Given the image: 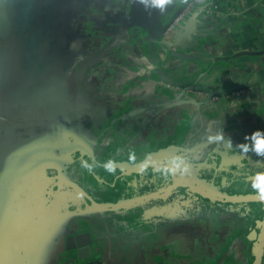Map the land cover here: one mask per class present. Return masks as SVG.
<instances>
[{
    "label": "crops",
    "instance_id": "1",
    "mask_svg": "<svg viewBox=\"0 0 264 264\" xmlns=\"http://www.w3.org/2000/svg\"><path fill=\"white\" fill-rule=\"evenodd\" d=\"M129 13L0 0V264H251L264 0H211L154 63Z\"/></svg>",
    "mask_w": 264,
    "mask_h": 264
},
{
    "label": "water",
    "instance_id": "2",
    "mask_svg": "<svg viewBox=\"0 0 264 264\" xmlns=\"http://www.w3.org/2000/svg\"><path fill=\"white\" fill-rule=\"evenodd\" d=\"M177 0H130L129 22L138 31L136 34H144L146 43L151 49L152 55L158 60V47L165 45L168 49H172L170 43L164 39V33L168 26L173 22L175 17L181 12L183 5L176 8ZM175 11V14L168 18ZM174 44V41H172ZM186 58L201 59L205 58L197 55H183ZM218 92H210L209 97L216 95ZM202 189L210 197L226 198V200L234 201L232 197L219 195L209 189L202 183H192ZM261 202V219L258 223L257 238L251 251V264H264V196H257ZM88 241L78 250L81 258L91 255L90 241L91 236L88 232L84 233Z\"/></svg>",
    "mask_w": 264,
    "mask_h": 264
},
{
    "label": "built area",
    "instance_id": "3",
    "mask_svg": "<svg viewBox=\"0 0 264 264\" xmlns=\"http://www.w3.org/2000/svg\"><path fill=\"white\" fill-rule=\"evenodd\" d=\"M210 5H211V0H186L185 1L181 12L178 13V15L175 17L173 22L168 26V28L166 29L164 33V39L170 43L171 47H174V44L172 41H173L174 34L176 30L178 29V27L182 25L183 23L197 17L204 10L206 11V9H208ZM180 88L181 87H178L176 90H179L178 92H180L183 95L185 93H190V92L192 93L201 92L199 94H202V95L206 94L205 92L201 90L193 91V90H186L183 87L181 89ZM216 97L218 98V96ZM87 264H95V263H87Z\"/></svg>",
    "mask_w": 264,
    "mask_h": 264
},
{
    "label": "trees",
    "instance_id": "4",
    "mask_svg": "<svg viewBox=\"0 0 264 264\" xmlns=\"http://www.w3.org/2000/svg\"><path fill=\"white\" fill-rule=\"evenodd\" d=\"M156 60H155V57L153 56L152 62L154 63V62H156ZM90 262L91 263H95V264H101V260L99 258H93V259L87 258L81 264H87V263H90Z\"/></svg>",
    "mask_w": 264,
    "mask_h": 264
},
{
    "label": "rangeland",
    "instance_id": "5",
    "mask_svg": "<svg viewBox=\"0 0 264 264\" xmlns=\"http://www.w3.org/2000/svg\"><path fill=\"white\" fill-rule=\"evenodd\" d=\"M178 87H181V86H176L175 88L173 87V90H176ZM182 88V87H181ZM180 88V89H181ZM183 88H185V87H183ZM195 93V94H194ZM194 93H192V92H190V93H185L184 94V96L187 98V99H195V95L197 94V95H199V96H202V94H199V93H201V92H194ZM194 95V96H193ZM213 98H217L216 96H214Z\"/></svg>",
    "mask_w": 264,
    "mask_h": 264
},
{
    "label": "flooded vegetation",
    "instance_id": "6",
    "mask_svg": "<svg viewBox=\"0 0 264 264\" xmlns=\"http://www.w3.org/2000/svg\"><path fill=\"white\" fill-rule=\"evenodd\" d=\"M137 33H138V31H137ZM137 33H136V34H137ZM137 36H138V35H137ZM90 263H91V262H90Z\"/></svg>",
    "mask_w": 264,
    "mask_h": 264
}]
</instances>
